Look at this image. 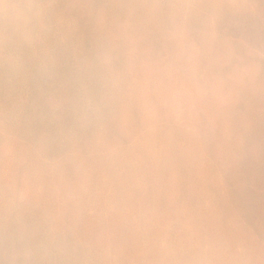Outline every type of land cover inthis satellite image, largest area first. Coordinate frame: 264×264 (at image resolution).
<instances>
[{
	"label": "clouds",
	"instance_id": "obj_1",
	"mask_svg": "<svg viewBox=\"0 0 264 264\" xmlns=\"http://www.w3.org/2000/svg\"><path fill=\"white\" fill-rule=\"evenodd\" d=\"M264 0H0V264H264Z\"/></svg>",
	"mask_w": 264,
	"mask_h": 264
},
{
	"label": "rangeland",
	"instance_id": "obj_2",
	"mask_svg": "<svg viewBox=\"0 0 264 264\" xmlns=\"http://www.w3.org/2000/svg\"><path fill=\"white\" fill-rule=\"evenodd\" d=\"M257 132L259 135L264 136V120L258 123ZM251 212L257 222L264 221V197H260L259 195L254 197Z\"/></svg>",
	"mask_w": 264,
	"mask_h": 264
}]
</instances>
